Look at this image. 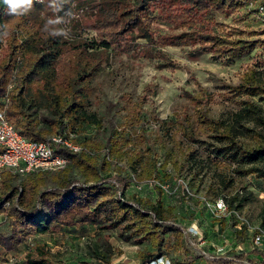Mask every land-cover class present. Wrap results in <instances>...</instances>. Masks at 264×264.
<instances>
[{
	"label": "trees",
	"instance_id": "trees-1",
	"mask_svg": "<svg viewBox=\"0 0 264 264\" xmlns=\"http://www.w3.org/2000/svg\"><path fill=\"white\" fill-rule=\"evenodd\" d=\"M246 4L247 0H32L26 15L13 16L0 0V29L6 26L9 33L0 36V110L29 141L60 135L80 146L74 152L52 145L66 159L61 169L23 176L2 171L0 215L9 230H0V255L17 249L29 236H52L64 227L91 224L97 231L87 264H114L118 248L111 237L139 245L138 264L163 257L169 264H264L259 246L205 252L176 220L173 207L163 203L157 185L154 202L126 194L135 180L131 173L142 180L156 172L157 156L147 144L151 120L168 140L183 138L199 146L204 156L193 148L189 159L219 169L224 187L231 184L225 173L264 181V57L244 71L238 83L224 85L220 95L235 104L225 117L212 115L215 93L195 79L197 91L182 93L190 110L168 120L144 113L143 106L155 94L152 89L136 99L129 93L116 100L97 97L98 109L89 108L92 81L113 56L128 53L134 59L154 60L158 68L171 67L162 49L170 46L229 65L264 45V40L246 38L241 29L216 18L230 16ZM74 8L83 12L77 18L72 17ZM60 17L68 18L66 25ZM48 20L54 23L47 25ZM58 30L65 35L49 34ZM231 232L240 233L233 226ZM52 258L48 245L36 244L26 264H54Z\"/></svg>",
	"mask_w": 264,
	"mask_h": 264
},
{
	"label": "rangeland",
	"instance_id": "rangeland-1",
	"mask_svg": "<svg viewBox=\"0 0 264 264\" xmlns=\"http://www.w3.org/2000/svg\"><path fill=\"white\" fill-rule=\"evenodd\" d=\"M71 13L72 17L77 18L83 12L74 8ZM216 18L241 29L246 38L264 40V5L260 0H247V4L234 14L227 17L216 14ZM59 19L61 24L66 25L68 18ZM162 49L168 60L173 62L171 67L158 68L154 60L134 59L128 53L113 56L92 81L93 96L90 98L89 108L98 109L97 97L105 96L116 100L122 93H129L136 99L142 94L150 95L147 90L152 89L155 94L151 96L152 101L143 106L144 113L155 114L162 121L168 120L174 118L176 112L190 110L182 93H195L196 80L215 93L216 99L210 106L212 115L225 117L235 108V104L231 99L220 95L224 91V85L238 83L244 71L264 57L262 44L229 65L212 59L208 54L194 53L188 48L165 46ZM252 100L258 101V98L254 97ZM148 126L147 144L155 150L157 156L156 172L151 179L142 180L136 176L137 173H131L135 180L127 187L126 194L148 198L154 202L157 196L155 185L160 187L163 203L173 207L176 220L196 237L207 253H223L230 248L247 251L256 246L252 237L259 229L264 231V181L254 175L236 177L225 173L231 184L224 187L219 182L222 175L219 169L202 166L203 163L201 166L195 165L189 159L188 153L193 148L201 157L204 156L199 146L187 143L183 138L168 140L158 130L155 120H151ZM149 170L152 172L150 167ZM152 178L156 182H152ZM221 202L218 207L217 203ZM2 225L8 228L7 223L0 218V226ZM232 226L239 229L240 233H232ZM96 231L94 225L83 224L64 227L52 236H29L17 248L15 257L3 256L0 264H26V257L34 251L36 244L49 246L54 264H87L84 262L91 259L88 254L96 238ZM110 241L118 248L112 257V263L138 264L139 245L113 237ZM258 246L264 249V238ZM171 252L176 253L174 249ZM149 264L169 262L163 257Z\"/></svg>",
	"mask_w": 264,
	"mask_h": 264
},
{
	"label": "built area",
	"instance_id": "built-area-1",
	"mask_svg": "<svg viewBox=\"0 0 264 264\" xmlns=\"http://www.w3.org/2000/svg\"><path fill=\"white\" fill-rule=\"evenodd\" d=\"M53 144L65 146L77 152L80 146L60 135L48 137L46 141H29L24 138L7 120L0 110V176L4 169L23 176L31 171H53L66 165V159L54 152ZM221 201V200H220ZM222 204L217 203L220 207ZM264 238V231L259 229L252 237L258 246Z\"/></svg>",
	"mask_w": 264,
	"mask_h": 264
},
{
	"label": "clouds",
	"instance_id": "clouds-1",
	"mask_svg": "<svg viewBox=\"0 0 264 264\" xmlns=\"http://www.w3.org/2000/svg\"><path fill=\"white\" fill-rule=\"evenodd\" d=\"M3 3L8 8V14L13 16L26 15L32 7V0H3ZM52 23H54V21L48 20L47 25ZM47 25L45 26L46 31H48ZM49 34L52 36L65 35L63 30L52 31L49 32ZM7 35H9V33L7 31V27L5 26L3 29H0V36H7Z\"/></svg>",
	"mask_w": 264,
	"mask_h": 264
},
{
	"label": "crops",
	"instance_id": "crops-1",
	"mask_svg": "<svg viewBox=\"0 0 264 264\" xmlns=\"http://www.w3.org/2000/svg\"><path fill=\"white\" fill-rule=\"evenodd\" d=\"M0 218H1V215H0ZM0 230L2 231V232H7L8 231V228L7 227H5L4 225H2V226H0ZM264 250V249H263ZM16 253H17V249H14V250H12V251H9V252H6V251H1V255H0V258L1 257H3V256H10V257H15L16 256ZM11 260V259H10Z\"/></svg>",
	"mask_w": 264,
	"mask_h": 264
}]
</instances>
